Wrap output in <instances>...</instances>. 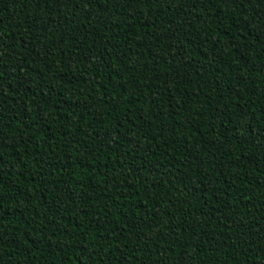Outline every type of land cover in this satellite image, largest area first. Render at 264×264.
I'll return each mask as SVG.
<instances>
[{
    "label": "trees",
    "instance_id": "obj_1",
    "mask_svg": "<svg viewBox=\"0 0 264 264\" xmlns=\"http://www.w3.org/2000/svg\"><path fill=\"white\" fill-rule=\"evenodd\" d=\"M0 264H264V0H0Z\"/></svg>",
    "mask_w": 264,
    "mask_h": 264
}]
</instances>
